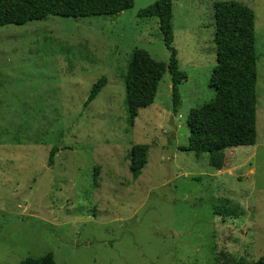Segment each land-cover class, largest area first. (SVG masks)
<instances>
[{
  "label": "rangeland",
  "instance_id": "1",
  "mask_svg": "<svg viewBox=\"0 0 264 264\" xmlns=\"http://www.w3.org/2000/svg\"><path fill=\"white\" fill-rule=\"evenodd\" d=\"M134 0L117 17H48L0 27V264H264V0H171L173 47L187 81L172 111L166 70L152 105L130 124L123 77L134 49L167 64L158 20ZM256 16L254 146L222 167L185 151L190 109L214 100L213 4ZM106 86L83 108L92 85ZM149 146L133 179L129 152ZM57 147L49 165L52 147Z\"/></svg>",
  "mask_w": 264,
  "mask_h": 264
},
{
  "label": "trees",
  "instance_id": "2",
  "mask_svg": "<svg viewBox=\"0 0 264 264\" xmlns=\"http://www.w3.org/2000/svg\"><path fill=\"white\" fill-rule=\"evenodd\" d=\"M134 0H0V27L22 26L48 17L99 18L117 17L133 7ZM139 18L158 20L163 44L169 53L167 64L157 61L143 49H134L126 63L123 77L124 104L127 120L133 123L138 111L154 102L158 85L167 70L171 76L172 111L180 107L178 87L187 81L179 69L177 52L173 47L171 0H157L137 13ZM254 11L236 1L213 4L216 64L210 75L214 100L203 107L192 108L186 118L189 131L185 151L197 157L206 154L209 165L220 169L226 149L254 146L256 134L257 54ZM107 79L101 76L91 87L83 104L86 108L102 89ZM149 146L134 145L129 152V172L137 179L147 160ZM57 147H52L49 165ZM19 264H55L51 253L33 258L26 257ZM226 264H259L235 260Z\"/></svg>",
  "mask_w": 264,
  "mask_h": 264
}]
</instances>
